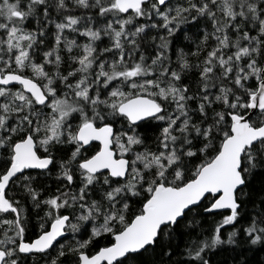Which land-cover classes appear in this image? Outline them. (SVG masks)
I'll list each match as a JSON object with an SVG mask.
<instances>
[{
    "label": "snow or ice",
    "instance_id": "snow-or-ice-1",
    "mask_svg": "<svg viewBox=\"0 0 264 264\" xmlns=\"http://www.w3.org/2000/svg\"><path fill=\"white\" fill-rule=\"evenodd\" d=\"M258 252L264 0H0V264Z\"/></svg>",
    "mask_w": 264,
    "mask_h": 264
},
{
    "label": "trees",
    "instance_id": "trees-1",
    "mask_svg": "<svg viewBox=\"0 0 264 264\" xmlns=\"http://www.w3.org/2000/svg\"><path fill=\"white\" fill-rule=\"evenodd\" d=\"M227 255V254H225ZM250 258L255 262V261H259V260H262L264 259V252H258L255 254V256H251L250 254Z\"/></svg>",
    "mask_w": 264,
    "mask_h": 264
}]
</instances>
